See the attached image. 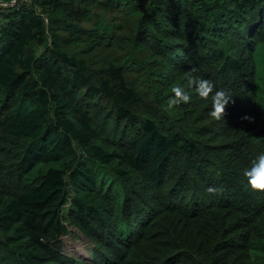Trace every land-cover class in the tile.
<instances>
[{
  "label": "trees",
  "instance_id": "1",
  "mask_svg": "<svg viewBox=\"0 0 264 264\" xmlns=\"http://www.w3.org/2000/svg\"><path fill=\"white\" fill-rule=\"evenodd\" d=\"M11 1L0 264H264V190L242 175L264 152V0ZM190 73L238 95L226 122L194 89L166 109Z\"/></svg>",
  "mask_w": 264,
  "mask_h": 264
},
{
  "label": "clouds",
  "instance_id": "2",
  "mask_svg": "<svg viewBox=\"0 0 264 264\" xmlns=\"http://www.w3.org/2000/svg\"><path fill=\"white\" fill-rule=\"evenodd\" d=\"M11 2H14V0H12ZM2 4L6 5L5 3ZM195 72L196 69L193 68L192 73ZM192 73H190L186 77L187 80L186 84L184 83L176 84L171 88L172 94L167 98L166 109L171 110L177 105L189 103L193 98V93L190 92L189 89H194L195 95L198 96L199 98L205 100H207L209 97L211 98L210 108L208 111L209 117H211L212 120H216V121L224 120L226 122L227 107L235 103V98L238 95L233 94L230 90L225 89L223 87H217L211 79L205 78L203 76L193 75ZM239 119L251 121L254 118L249 114L244 113L239 117ZM242 175L243 177L246 178L245 181L246 185L250 187L252 190H257V189L264 190V152H260L255 157H253V159L250 162V165L243 169ZM207 191L216 192L218 191V189L209 186ZM90 244H91L90 258H83L76 256L74 257H76L78 260H84L85 262H90V260L92 259L91 251L93 249V244L91 242Z\"/></svg>",
  "mask_w": 264,
  "mask_h": 264
},
{
  "label": "rangeland",
  "instance_id": "3",
  "mask_svg": "<svg viewBox=\"0 0 264 264\" xmlns=\"http://www.w3.org/2000/svg\"><path fill=\"white\" fill-rule=\"evenodd\" d=\"M64 239L66 242L64 251L67 254L90 258L91 244L76 228L69 226V235Z\"/></svg>",
  "mask_w": 264,
  "mask_h": 264
}]
</instances>
